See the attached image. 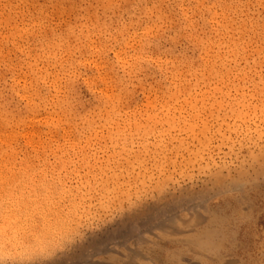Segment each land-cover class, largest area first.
Segmentation results:
<instances>
[{"label": "rangeland", "instance_id": "1", "mask_svg": "<svg viewBox=\"0 0 264 264\" xmlns=\"http://www.w3.org/2000/svg\"><path fill=\"white\" fill-rule=\"evenodd\" d=\"M0 264H264V0H0Z\"/></svg>", "mask_w": 264, "mask_h": 264}, {"label": "bare ground", "instance_id": "2", "mask_svg": "<svg viewBox=\"0 0 264 264\" xmlns=\"http://www.w3.org/2000/svg\"><path fill=\"white\" fill-rule=\"evenodd\" d=\"M200 246L203 247L206 251V253H208V255L210 256V258H212L213 260H218V259H222L224 256L223 254V248L221 247H217L214 245V243L212 242H204V241H201L200 242ZM211 253H214V255L212 256Z\"/></svg>", "mask_w": 264, "mask_h": 264}]
</instances>
